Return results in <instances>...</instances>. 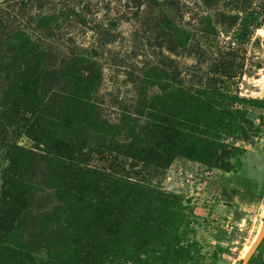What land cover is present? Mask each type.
I'll use <instances>...</instances> for the list:
<instances>
[{
	"label": "rangeland",
	"instance_id": "374dc122",
	"mask_svg": "<svg viewBox=\"0 0 264 264\" xmlns=\"http://www.w3.org/2000/svg\"><path fill=\"white\" fill-rule=\"evenodd\" d=\"M17 44L34 51L59 114L67 73L98 71L91 109L68 128L80 165L99 173L81 212L124 199L128 230L146 237L127 244L140 260L121 264H241L264 227V0H0V196L10 141L39 157L13 237L25 243L65 203L11 105ZM209 146L237 148L232 170ZM248 264H264V239Z\"/></svg>",
	"mask_w": 264,
	"mask_h": 264
},
{
	"label": "trees",
	"instance_id": "16d2710c",
	"mask_svg": "<svg viewBox=\"0 0 264 264\" xmlns=\"http://www.w3.org/2000/svg\"><path fill=\"white\" fill-rule=\"evenodd\" d=\"M33 52L30 46L17 44L12 61L18 84L11 92L10 101L15 113L20 116V123L28 120L29 123L22 126L27 127L36 147L43 145L47 148L45 158L54 169L55 178H59L61 189L58 192L65 204L57 206L52 212L48 223H54L53 226H43L25 243L13 239L28 206L26 199L32 193L38 154L31 148L25 149L10 141L6 149L8 163L2 171L0 245L3 242L4 247L0 248V264H121L119 259L123 257L140 260L141 253L127 244L134 240L141 248L146 237L128 230L131 227H127L128 221L125 214L122 215L124 199L119 205H113L105 195L90 213H82L79 208V199L98 196L94 177L99 173L80 165L77 135L68 127L73 124L71 122L85 118L86 112L91 109L86 96L99 77L95 65L89 67L86 73L78 68L67 73L73 85L66 97L68 102L61 108L63 113L59 114L45 100L44 71L39 69ZM190 139L196 140L192 136ZM199 143L207 147L214 144L207 143V140H200ZM210 148L213 149L210 151L211 162L226 171L232 170L237 148ZM25 181H30V186ZM7 241L12 245H6ZM138 250L143 252L144 249ZM151 251L146 249L148 253Z\"/></svg>",
	"mask_w": 264,
	"mask_h": 264
},
{
	"label": "water",
	"instance_id": "95a60500",
	"mask_svg": "<svg viewBox=\"0 0 264 264\" xmlns=\"http://www.w3.org/2000/svg\"><path fill=\"white\" fill-rule=\"evenodd\" d=\"M264 239V227L261 231L256 235L254 241L251 243L249 249L246 251L245 255L243 256L241 264H248L251 257L261 244L262 240Z\"/></svg>",
	"mask_w": 264,
	"mask_h": 264
},
{
	"label": "bare ground",
	"instance_id": "6f19581e",
	"mask_svg": "<svg viewBox=\"0 0 264 264\" xmlns=\"http://www.w3.org/2000/svg\"><path fill=\"white\" fill-rule=\"evenodd\" d=\"M246 250H247V248H246Z\"/></svg>",
	"mask_w": 264,
	"mask_h": 264
}]
</instances>
